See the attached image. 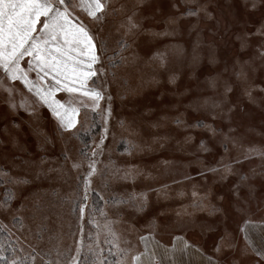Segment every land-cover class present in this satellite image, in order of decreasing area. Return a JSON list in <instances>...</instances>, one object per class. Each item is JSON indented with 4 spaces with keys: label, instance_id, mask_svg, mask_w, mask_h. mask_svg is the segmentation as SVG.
<instances>
[{
    "label": "rangeland",
    "instance_id": "obj_1",
    "mask_svg": "<svg viewBox=\"0 0 264 264\" xmlns=\"http://www.w3.org/2000/svg\"><path fill=\"white\" fill-rule=\"evenodd\" d=\"M257 3L252 9L246 0H112L123 10L92 29L97 45L101 38L107 44L106 74L97 81L105 99L93 111L81 106L79 100L86 98L78 94L56 93L66 107L79 109L71 132L62 130L19 81L12 82L15 109L0 89V173L12 178L6 183L0 175V203L14 199L10 211H0V226L18 249L10 259L70 264L79 247L78 264H101L104 253L113 256L111 263L132 264L131 256L142 254L141 264H157L163 259L158 251L171 248L173 236L193 235L226 264H249L248 247L237 235L238 216L248 217L261 200L264 212V185L257 191L264 184V154L248 151L264 153V34L257 31L264 26V3ZM131 13L140 27L125 37L121 24ZM238 37L247 39L246 47ZM122 39L127 50L117 43ZM155 52L165 54L163 66L150 59ZM241 66L246 80L236 75ZM29 75L35 79V73ZM225 82L232 86L227 103L213 109L224 99ZM225 136L235 143L230 139L225 147ZM93 149L97 172L89 178L81 219L78 205L88 171L84 154L91 157ZM73 162L82 167L74 169ZM222 165H231L232 172L225 176ZM213 168L217 171H209ZM19 178L26 182L17 183ZM142 195V210L117 203ZM215 201L224 218L211 214ZM108 223L115 238L105 228ZM221 237L233 246L226 247ZM120 250H128L123 259Z\"/></svg>",
    "mask_w": 264,
    "mask_h": 264
},
{
    "label": "snow or ice",
    "instance_id": "obj_2",
    "mask_svg": "<svg viewBox=\"0 0 264 264\" xmlns=\"http://www.w3.org/2000/svg\"><path fill=\"white\" fill-rule=\"evenodd\" d=\"M259 2L264 3V0H259ZM246 4L250 5L252 9L258 6L257 0H246ZM123 8V5L120 8L114 7L112 0H0V89L8 94L9 107L12 109L17 107L16 103L13 102L15 88L12 82L19 81L39 103L47 106L52 115L58 119L59 127L64 131L71 132L76 127L78 123L76 116L79 109L74 106L66 107L56 98V93L63 90L70 94H78L79 97L86 98V101L79 100L81 106L91 107L93 111L99 108L100 101L105 99V95L97 81L101 75L106 74L103 62L107 44L101 38L99 45H97L96 36L92 29L96 25L104 24L110 15H116ZM190 14L195 15L196 13L191 12ZM121 27L124 29L125 37L135 36L140 27L135 19V13L125 15V23H122ZM257 31L264 34V26ZM239 39H241V47H246L247 39ZM117 43L123 50H127L129 47L126 39ZM260 55L264 57V45L260 47ZM150 59L158 60L161 66L166 63L165 54L162 52L153 53ZM121 60L127 62L126 57L122 56ZM25 63L27 67L23 66ZM109 64L115 67L111 58H109ZM30 73H35V79L30 77ZM112 75L115 76V73ZM236 75L238 78L247 79V73L244 72L243 66ZM210 85L215 88L216 81H210ZM231 91L232 86L225 82L222 94L224 99L220 102H214L213 109L222 108L227 103V97ZM246 95L250 100L253 99L251 89L246 91ZM107 99L110 101L111 97L109 96ZM19 107H25L23 101ZM106 111L110 116V105ZM232 111L233 108L231 107L227 109L229 113ZM176 122L180 123L179 120ZM105 123H107V116ZM209 130L215 132V129L210 126ZM104 138L102 135L96 149H99L100 145L103 144ZM230 139L235 143L234 137L225 136V147ZM96 149L92 150L91 157H88L86 153L84 154L88 160V171L84 179L83 195L78 205L81 219H83L87 208L88 192L91 186L89 178L97 172ZM248 151L264 154L259 153L255 148H250ZM65 159L68 157L65 156ZM72 167L79 169L82 164L73 162ZM222 168L225 176L232 172L231 165H222ZM209 171L215 172L217 169L213 168ZM0 175L7 178L4 182H12V178L8 176L7 172H2ZM241 180L246 181L247 177H241ZM16 182L25 183L26 181L19 178ZM233 195L238 197V188ZM145 202L146 197L143 195L139 199L117 201L121 204L131 203L138 210L143 209ZM10 210L8 201L0 203V211ZM99 211L102 216L106 215L102 209ZM213 211H220V209L213 208ZM244 223L248 225L251 221L245 220ZM105 228L115 238L116 234L112 232L110 223L105 224ZM240 231L244 233L247 247L258 258L256 264H264V246H256L253 243L246 227H241ZM221 240L225 241L226 247L231 248L233 246L225 237H221ZM113 246L118 247V245ZM220 248L221 245L218 244L217 251ZM6 251L7 249L0 244V264H26V261L19 257L10 259L5 254ZM120 251L122 252L121 259L127 256L128 250ZM14 252L15 250H13V256ZM76 252L78 257L79 247H77ZM33 253H35V249H33ZM140 255L142 254L131 256L132 264H141ZM77 257H72L70 264H78ZM35 258L36 255L31 257L33 262ZM209 264H214L211 258Z\"/></svg>",
    "mask_w": 264,
    "mask_h": 264
},
{
    "label": "crops",
    "instance_id": "obj_3",
    "mask_svg": "<svg viewBox=\"0 0 264 264\" xmlns=\"http://www.w3.org/2000/svg\"><path fill=\"white\" fill-rule=\"evenodd\" d=\"M254 157L257 158L256 154L253 155L250 160H252V158ZM239 170H245V172L248 171L246 168H239ZM209 208H211L210 205ZM262 209V207L259 208V210L257 208L256 210L251 212V214L247 218L240 222V226L238 229L240 234H237L239 235V238L242 237V239L244 240V233H242L240 229L241 227L248 228V233L256 246H264V240H262V237H264V217L262 214L264 212ZM245 220H249L251 221V223L245 225ZM172 238L173 243L171 248L160 249L158 251L159 254L162 255L160 259H163L157 264H209L210 258L214 262V264H226L223 259L215 256V254L213 253L207 252V250H205L201 246L194 245L193 243L189 242L187 238V240L183 239L181 236H173ZM244 252H247L246 255L251 257L249 259V264H256V260L258 258L251 253V249H244ZM227 254L228 253H226L225 256Z\"/></svg>",
    "mask_w": 264,
    "mask_h": 264
},
{
    "label": "trees",
    "instance_id": "obj_4",
    "mask_svg": "<svg viewBox=\"0 0 264 264\" xmlns=\"http://www.w3.org/2000/svg\"><path fill=\"white\" fill-rule=\"evenodd\" d=\"M82 141H85V139H82ZM238 176H241V177H243L244 175H241V173L238 175ZM260 185H264L263 183H260V184H258V189H257V191H259V188L261 187ZM95 199H97V197L95 196ZM2 200V199H1ZM3 200H4V198H3ZM7 201L9 202V201H11L9 204L11 205L12 204V202L14 201V199H12L11 198V196H8V199H7ZM2 202V201H1ZM216 202V205L215 206H211V208H212V210H211V214H213L214 216H220V217H223L220 213V211H213V208H218V209H220V201H215ZM261 202H262V200L259 202V204H257V206H256V209L257 208H259L261 205ZM100 204V203H99ZM100 208V207H99ZM255 209V210H256ZM97 210H99V209H97ZM208 211L205 213V214H207L208 212H210V209L208 208L207 209ZM205 212V211H204ZM251 212H253V210L251 211ZM209 214V213H208ZM210 215V214H209ZM239 218H238V220H237V222L239 221V220H241L240 222H242L245 218H247V217H245V216H238ZM224 218V217H223ZM236 222V223H237ZM239 226H240V223L238 224V229H239ZM0 229H2V230H0V244H2L3 245V247L5 248V249H7V251L5 252V254L6 255H8L9 256V258L12 256V253H13V250H15V251H18V249H17V246L14 244V242L12 241V240H10V237H9V235H8V233L0 226ZM187 238L188 239H190L189 241L191 242V243H193L194 245H197V246H199L200 244H197L196 242H194L193 240H197L199 237H196V236H194L193 237V235L191 236V237H189V235H187ZM201 247L202 248H204L202 245H201ZM205 250H206V248H204ZM104 255V259L102 260V262H101V264H117L116 262H114V263H111L112 262V259H114L113 258V256H111L110 254H108V253H104L103 254ZM21 258V257H20ZM26 261V264H30V262L29 261H27V260H25Z\"/></svg>",
    "mask_w": 264,
    "mask_h": 264
}]
</instances>
